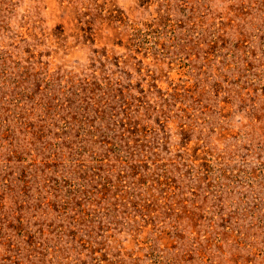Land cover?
I'll use <instances>...</instances> for the list:
<instances>
[{
  "label": "rangeland",
  "instance_id": "obj_1",
  "mask_svg": "<svg viewBox=\"0 0 264 264\" xmlns=\"http://www.w3.org/2000/svg\"><path fill=\"white\" fill-rule=\"evenodd\" d=\"M0 264H264V0H0Z\"/></svg>",
  "mask_w": 264,
  "mask_h": 264
}]
</instances>
